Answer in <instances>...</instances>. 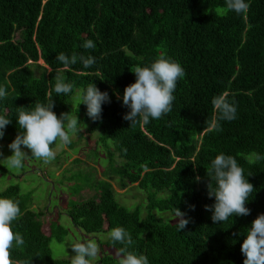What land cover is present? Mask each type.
<instances>
[{"label":"trees","instance_id":"16d2710c","mask_svg":"<svg viewBox=\"0 0 264 264\" xmlns=\"http://www.w3.org/2000/svg\"><path fill=\"white\" fill-rule=\"evenodd\" d=\"M246 2L250 10L238 15L222 11L225 0H0V86L7 91L0 100V115L11 119L5 134L14 140L21 131L17 108L53 100L59 117L70 112L75 90L86 91L92 82L108 93L110 103L102 105L97 121L79 104L80 122L89 124L90 134L102 133L97 134L101 143L125 161L111 166L119 187L138 185L146 193L143 206L131 211L118 203L108 185L98 200L70 210L77 229L96 236L122 226L135 241L130 250L146 255L149 264H243V240L252 222L264 214V160L252 157L264 156V0ZM86 40H92L95 49H83ZM61 52L91 55L96 62L84 68L78 61L64 69L56 60ZM160 55L185 70L172 111L130 127L123 119L130 109L122 97L125 87L135 82L131 71L150 66ZM41 60L51 72L37 78L30 62L38 66ZM58 73L73 84L67 95L54 92ZM225 90L237 102V118L209 131L212 99ZM220 153L236 157L255 190L246 204L250 215L214 224L212 213L205 210L215 202L207 195L206 171ZM156 192H167V197L158 199ZM0 198L18 200L21 210L12 228L25 244L14 246L13 259L71 264L56 260L50 247L52 240L63 242L67 236L59 223H46L42 212L28 209L17 186ZM174 207L190 220L179 232L177 222L158 215L174 216ZM99 241L103 249L117 252L122 247L110 238ZM99 264L118 260L104 256Z\"/></svg>","mask_w":264,"mask_h":264},{"label":"clouds","instance_id":"9594fccd","mask_svg":"<svg viewBox=\"0 0 264 264\" xmlns=\"http://www.w3.org/2000/svg\"><path fill=\"white\" fill-rule=\"evenodd\" d=\"M250 3L246 0H225L222 11H234L236 14H247ZM92 40L82 44L85 50L95 49ZM56 60L68 69L78 61L84 68L92 67L96 59L91 55L72 53L71 56L64 52L56 56ZM135 82L126 86L123 92V106L130 109L123 119L130 122V127L137 123L147 125L151 120H157L172 111L175 100L174 92L179 79L185 76V70L178 61L160 55L150 66H135ZM54 92L57 95L69 94L73 89L71 82L59 73L55 76ZM5 86H0V100L6 98ZM230 92L225 90L212 99L214 115L208 124V130H220L221 121L231 122L237 118V102L229 99ZM78 98L86 105L87 116L93 121L102 118V105L110 103L107 92H101L94 83H89L86 91L79 90ZM53 100L46 103L35 102L34 107H20L16 109L17 123L21 131L8 145L12 155L5 158L8 167L21 169L24 161L29 158L42 160L45 164L51 163L56 158L54 144L59 141V147L71 143V136L77 134L81 123L77 114L61 113L58 117L53 111ZM11 124V119L0 115V140L5 135L6 127ZM2 147V145H0ZM29 150L31 155L29 156ZM3 153L0 152V156ZM256 161L264 160V156L252 153ZM208 178L207 195L215 198L213 205L205 206L206 211L212 213L214 224L225 222L229 217L250 215L246 207L254 186L244 175V169L239 165L236 157L218 154L211 162L210 170L206 171ZM251 176V175H249ZM199 180V177L197 178ZM215 182V186L213 185ZM19 201L12 198H0V264H32L31 258L13 259V249L23 246L25 240L21 233L14 231L12 222L20 215ZM177 221V231L186 228L189 219L186 213L179 208L173 209ZM108 236L113 244L122 245L117 250L118 264H149L146 255L130 250L135 243L131 233L122 226L113 228ZM75 253L71 257V264H93L100 253V247L95 239L79 241L71 247ZM241 252L245 259L243 264H264V214H259L248 229L246 238L241 245ZM34 257H40L39 255Z\"/></svg>","mask_w":264,"mask_h":264},{"label":"rangeland","instance_id":"374dc122","mask_svg":"<svg viewBox=\"0 0 264 264\" xmlns=\"http://www.w3.org/2000/svg\"><path fill=\"white\" fill-rule=\"evenodd\" d=\"M30 64L37 78L45 71L51 72L42 60L38 66H34L32 62ZM60 75L63 76L61 73ZM78 95L79 90H75L69 103V114H77L80 120L81 116L77 111L81 101ZM88 127L89 124L81 122L80 131L71 136V143L67 146L59 147L60 142L57 141L53 145L56 149V158L51 163L45 164L42 160L29 158L24 161L21 169L10 168L3 162L5 158L12 155L8 145L13 141V137L5 134L0 140L2 145L0 152L3 153L0 156V169H2L0 170V196L8 188L17 186L28 209L37 213L42 212L46 223L53 221L59 223L67 236L63 242L54 239L50 244L56 260L71 261V257L75 255L71 249L73 244L86 239H95L100 247V253L93 264H99L104 256L119 259L115 250L103 249L100 245L99 240H107L108 234L92 236L80 231L74 226L69 216L70 210L73 206L89 199L98 200L108 185L115 190L118 203L131 211L143 206L147 196L138 185L129 186L123 190L119 187V178L111 166L114 164V167H120L121 161L123 164L125 161H120L113 147L110 149L114 154L112 158V153L106 145L101 143L97 135L100 132L90 134ZM109 143L114 145L112 141ZM25 151L29 156L31 155L29 150L25 149ZM156 195L158 199L166 198L167 192H156ZM158 215L167 217L165 219L169 223L177 222L169 213L158 212Z\"/></svg>","mask_w":264,"mask_h":264}]
</instances>
